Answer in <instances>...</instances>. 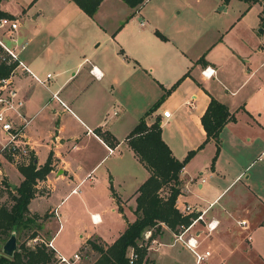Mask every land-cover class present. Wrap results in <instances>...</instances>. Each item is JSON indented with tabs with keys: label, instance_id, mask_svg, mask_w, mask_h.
I'll return each mask as SVG.
<instances>
[{
	"label": "crops",
	"instance_id": "obj_1",
	"mask_svg": "<svg viewBox=\"0 0 264 264\" xmlns=\"http://www.w3.org/2000/svg\"><path fill=\"white\" fill-rule=\"evenodd\" d=\"M29 1L17 12L5 5L6 0H0V8L18 23L13 40H4L17 45L18 58L44 80V84L35 81L18 67L12 75L23 99L20 111L28 119L23 135L36 165L48 153L51 156V168L40 179L48 190L45 195L39 192L30 198L27 207L56 215L55 228L53 216L43 220L44 229L52 227L49 240L55 253L64 256L53 247L52 237L68 211L82 209L89 224H96L101 222L103 212L111 210V216L118 215L119 205L131 213L123 227L134 218L135 190L148 174L126 142L138 118L143 116L146 124L158 118L162 140L181 159L205 136L200 115L211 95L226 105L233 118L220 129L218 142L209 138L184 163L175 198L180 211L190 205L191 211L201 213L184 228L183 236H194L195 250H207L208 254L196 259L175 238L176 232L161 224L159 233L147 239L145 259L149 264H264L262 79L258 67L252 69L245 63L250 57L224 40V26L212 22L216 13L202 14L190 2L169 9L164 0H140L134 5L124 0H100L89 16L71 0L78 8L75 16L87 28L80 37L84 40H57L48 29L43 46L36 38L26 43L30 37L24 40L20 29L16 30L21 21L43 17L37 5L29 8ZM244 1L247 6L251 2L259 5V24H264L261 4ZM101 43L103 52L97 51ZM237 56L243 65L238 66ZM91 65L100 72L98 77L89 71ZM206 65L214 69L208 77L200 72ZM76 76L80 85L75 82L68 86ZM162 94L158 105L147 112ZM163 110L168 111L167 116L162 115ZM97 130L107 131L111 143L105 142ZM4 161L10 165L5 168L20 180L22 175L19 177L14 164ZM94 206L99 211L91 210ZM93 213L96 221L91 218ZM209 219L217 221L212 230L205 225ZM240 219L243 225L238 223ZM148 235L146 229L142 238ZM79 236L80 246L86 238L96 237L102 243L114 239L105 241L89 230Z\"/></svg>",
	"mask_w": 264,
	"mask_h": 264
},
{
	"label": "trees",
	"instance_id": "obj_2",
	"mask_svg": "<svg viewBox=\"0 0 264 264\" xmlns=\"http://www.w3.org/2000/svg\"><path fill=\"white\" fill-rule=\"evenodd\" d=\"M33 1L30 0L29 4ZM73 1L89 16H92L100 2V0ZM124 1L128 5H134L140 0ZM0 17L13 18L14 16L0 8ZM261 22L264 23V14H261ZM155 32L162 37L157 31ZM199 60L205 62L202 57ZM14 64V61L6 63L0 60V77L7 76ZM178 80L165 89L164 93L168 92ZM162 97L163 94L152 103L147 112L153 110ZM232 118L233 115L228 111L226 105L210 95L207 105L200 115V123L205 136L195 149L202 146L209 138H213L218 142L220 129ZM97 132L105 142L111 143L112 137L107 131L100 132L97 130ZM126 142L137 159L147 169L148 174L135 190V204L132 209L134 218L126 221L123 229L111 242L102 243L96 237L86 238L79 247L87 245L97 252V256L90 264H149L145 259L147 239L159 233L160 225L165 224L168 228L177 232L181 226H186L196 215V212L193 211L184 213L175 206V198L179 192V172L195 149L188 150L181 159L175 157L160 136L158 118L146 124L143 116L138 118L127 133ZM217 149L218 145H216L215 153L211 158V164ZM34 158L35 156L30 152L27 163L15 164L22 177L18 184L12 188L11 203L8 206L0 205V239L3 241L11 233L30 227V224H35L37 220L43 221L48 216L49 212L47 211L37 213L30 211L27 207L30 198L39 193V190L35 187L36 180L44 178L51 168L50 153L38 165H36ZM109 188L111 195L117 202L118 199L110 185ZM118 209H120L119 205ZM37 224L39 225V223ZM146 229L149 231V235L146 239H143L142 233ZM34 230L31 231L29 238L35 236ZM128 248L136 253V258L131 261L127 256ZM0 264L66 263L58 260L53 248L47 245V240L38 238L32 246H27L23 241L19 242L10 255L0 252Z\"/></svg>",
	"mask_w": 264,
	"mask_h": 264
},
{
	"label": "rangeland",
	"instance_id": "obj_3",
	"mask_svg": "<svg viewBox=\"0 0 264 264\" xmlns=\"http://www.w3.org/2000/svg\"><path fill=\"white\" fill-rule=\"evenodd\" d=\"M27 1L28 0H6L5 5L10 8V10L17 12L20 6L25 5ZM72 1L70 0L69 3L62 2V0L33 1L29 5V8L37 5L41 13L40 15L43 17H38L36 20L26 19L25 21L27 23L21 21V25L18 26L16 30L20 29V33L23 35L24 40L30 37V39L26 40V43L33 42L36 38L38 39L36 41L37 43H43V46H45L44 34L48 29L54 33L53 36H55L57 40L61 39L64 42L71 41L80 43V41L84 40L80 37L85 35L87 28L81 24L79 17L75 16L78 8ZM254 1H258L261 4L262 14H264V0ZM163 2L169 9L174 4H178V7H180L183 2H190L191 5H194L202 14L208 12L216 13L215 15L217 16L212 19V22H219L220 25L224 26V33L222 36L226 42H229L240 54L250 57V62L245 63H250L252 69L258 67L262 79L261 92L264 91V24H259V5L257 3L251 2L247 6L248 3L244 0H164ZM220 5H222V8L217 9ZM207 19L211 22V18ZM258 29H261V31ZM58 31L59 35L56 33ZM48 38L50 39L52 36L49 35ZM87 38H89V36ZM104 47L105 46L101 43V45L97 47V51L103 52L105 49ZM236 59L238 66L243 65L241 57L237 56ZM75 82L80 85V80H78L77 76L67 85L70 86ZM1 161L2 180L5 185L0 189V205L3 204L8 206L12 201L10 198V194L13 193L12 188L18 184L19 178L14 176L8 168H5L10 166L7 162L3 159ZM14 166L16 167L15 164ZM20 174L21 173H19V175ZM19 177H21V175ZM35 187L39 192H42L41 195H45L48 190L45 184H41L40 179L36 180ZM41 206H43V203L39 205V208H41ZM92 209L99 211V208L96 206L91 207V210ZM117 211L119 213L115 217L111 216V210L103 212L100 215L102 219L101 222L96 224H89L86 220L87 216L85 218L87 214L82 209L68 211L65 221L63 222L62 219L60 220V226L52 237L53 247L58 249L66 258L72 257V254L77 252L79 255L78 264H90L97 256V252L90 249L87 245L79 248L81 238L79 234H84L89 230L99 235L105 241H111L114 236H116L117 232L123 228L125 218L128 219L131 215L129 209L125 206L120 209L117 208ZM48 215L53 216V218L51 217V223L54 221L53 227L55 228L57 220H54V217H56V215L52 211L51 213L49 212ZM37 223H39V225ZM51 228L52 227L49 225L47 229H44L43 221L37 220L35 224H30V227L23 228L13 233L15 237V247L21 241L25 242L27 246H32L34 241L38 240V238H43L48 241L50 238L49 230H51ZM33 229H35V236L29 238ZM4 241L0 239V252L2 253Z\"/></svg>",
	"mask_w": 264,
	"mask_h": 264
},
{
	"label": "built area",
	"instance_id": "obj_4",
	"mask_svg": "<svg viewBox=\"0 0 264 264\" xmlns=\"http://www.w3.org/2000/svg\"><path fill=\"white\" fill-rule=\"evenodd\" d=\"M17 20L15 18L0 17V60L4 62L14 61L15 64L10 70L9 74L4 77H0V189L4 187L1 172V160L6 159L8 162L17 163H27L30 158V146L23 135V128L28 121L24 114L20 111L23 105V99L18 94L17 89L13 83L12 75L14 70L18 67L24 72L31 74L35 81L44 84V80L40 79L36 74L30 72L29 68L24 64L17 55V45H8L4 38L13 40V31L17 26ZM19 44V47H22ZM89 71L93 73L94 76L98 77L100 72L95 69L93 65L89 68ZM200 72L204 76H210L213 74L214 69L208 65L202 67ZM49 73H46V77ZM264 108V103H263ZM163 116L168 115L167 110L162 111ZM72 191L75 188L71 189ZM182 212H191L190 205H185ZM201 213H197L189 222V224L195 219L199 218ZM92 220L96 221L97 217L93 213L91 214ZM215 219H209L206 221L207 230H212L216 226ZM239 224L243 225L244 220L240 219ZM187 224L186 226H188ZM186 226H181L175 234V238L179 240L184 246L190 249L195 255L196 259H200L202 256L207 255L208 251L205 250L203 253H199L195 250L196 239L192 235L183 236V231ZM47 245L51 247V241H47ZM129 261L136 258V253L130 248L127 252ZM59 261L66 264H78L79 255L78 253H73L72 257L66 258L62 255H57Z\"/></svg>",
	"mask_w": 264,
	"mask_h": 264
},
{
	"label": "water",
	"instance_id": "obj_5",
	"mask_svg": "<svg viewBox=\"0 0 264 264\" xmlns=\"http://www.w3.org/2000/svg\"><path fill=\"white\" fill-rule=\"evenodd\" d=\"M14 249H15V237L11 233L10 236L4 241L2 245V250L5 255H10Z\"/></svg>",
	"mask_w": 264,
	"mask_h": 264
}]
</instances>
